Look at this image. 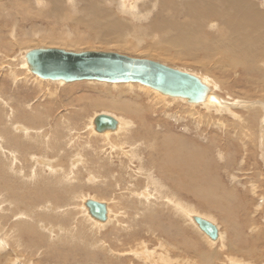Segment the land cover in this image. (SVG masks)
Returning <instances> with one entry per match:
<instances>
[{
  "label": "bare ground",
  "instance_id": "6f19581e",
  "mask_svg": "<svg viewBox=\"0 0 264 264\" xmlns=\"http://www.w3.org/2000/svg\"><path fill=\"white\" fill-rule=\"evenodd\" d=\"M18 1L26 4L25 1L28 5L31 2V0ZM18 1L14 0V3ZM93 1H88L89 4H84L85 6L80 8L92 16L99 13L104 14L106 10H100V6H97L99 2L95 5L96 1ZM34 2L39 12L42 11V8L46 9L44 6H48L46 15L56 14L58 17L63 10L64 2L70 5L71 10L69 9V11H72L78 1L35 0ZM116 2L118 3L117 8L128 14L131 19L129 21L136 20L139 22L138 24L141 20L149 21L148 15H150L151 9L157 6L151 23L149 22L144 26L143 23L142 25H135V29L137 27L140 33L135 31L138 37L129 49L143 50V52L154 50L156 52L160 48L161 51H157L160 58L166 61L170 57L173 60H178L179 67H171L172 61H170L171 64L165 65L166 62H164L165 64L162 65L198 78L201 84L207 87V91L203 101L189 103L185 99L163 95L139 83H103L97 81L90 83L99 86L110 84L113 88H119L122 85H127V88L128 86L132 88L137 86L139 91L141 90L147 96L150 92L158 93L157 102H175L177 107L178 103H182L183 106L185 105L184 109L186 107L192 110L197 109L196 114H193L195 111H192L193 113L186 114V118H184L185 114L182 115L184 116L183 119L188 117L193 119L194 126H192L194 128L191 130L196 131L194 132L196 136H193L196 139L187 137L192 140H186L179 138L176 133L174 136L172 131H170L172 134L167 133L169 128H166V124L159 120L152 124L142 121L141 119L146 116V111L135 103L138 94L126 98V94L122 90L119 92L122 94H118L117 98L110 94L111 91L101 92V94L105 93L102 94V97L106 98L102 105L107 110L90 117L87 125L82 124L84 126L83 131L79 130L77 119L72 118V121L66 119L68 117L65 115L53 116L52 108H45V110L48 108L46 115H36L33 107L36 101L30 103L24 98L18 99L13 91L8 92L7 95L6 88L9 81H11L14 90L22 85L29 90L40 93V96H49V98L50 96L53 97L56 92L52 93L50 90L44 92L40 84H46L49 81L70 86L77 81L70 83L50 81L40 79L32 74L25 60V54L33 49L27 48L24 52H15L19 54V57H16L15 53L9 56L3 54V51L10 54L8 48L18 45V35L15 28L19 24L10 15L12 23L3 21L9 35V39L6 41L9 45L6 46L8 48H2L3 40L0 41V49H3L0 50V76L7 75V77H2L3 79L0 81V264L3 263L2 254L7 251H14L15 248H24L25 251L30 250V253L34 250L35 253H29L34 256V259L39 260L46 257L52 259L49 260L50 264H82L88 261L89 264H96L98 255L102 256L105 264H110L108 253L118 251V248L112 250L109 248L110 244L106 245L103 242L105 234L101 237L102 239L100 238L103 230L108 231L106 236L111 244L118 243L116 246H120V253L122 252L120 250H124L122 252L124 259L131 255L138 261V259L142 260L143 252L147 251L146 245L141 241L139 235L142 232L149 236L156 235L157 228L160 234L156 236L162 237L164 235L165 242L172 240L174 244L171 248L175 250L174 246L177 245L182 255L179 260L173 261L172 259L176 255L168 254L163 261L164 264H191L187 255H196L200 252V257H204V260L210 264H215L214 262L221 258L219 257L221 256L218 253L219 250L225 251L227 254V257H223L226 260L222 264H253L254 233H256L255 238H260L264 242V220L262 219L263 226L257 227V218L253 215L249 216L250 210H247L248 213L244 210L252 202H248L250 198L248 196L246 199L244 193L248 192L255 195L257 188L254 183L248 180L242 184L241 181L243 180L238 179L237 172L242 170L248 173L252 168L256 170L263 168L264 170V103H261V106L257 104V106L255 103H244L243 99L242 102L236 101V99L234 101L228 96L227 91H224L228 86H219L212 74H195L183 60L195 61V57L199 55H202L203 59L214 58V63L218 67L230 65L229 67L250 77H257V79L259 77L264 86V12L259 10L254 0H116ZM4 5L7 8L9 4ZM15 5L19 6L20 4L16 3ZM22 6L24 5L15 9L14 16L24 14L23 9L29 13L27 12L28 7ZM8 9L13 10L11 6H8ZM32 11L35 12L36 9ZM35 13L37 14L38 11ZM41 14L38 13V17ZM25 16L23 15L20 19H25ZM98 17L96 16V18ZM118 24L120 22L116 23L115 21L109 22L107 25L103 24L101 27L99 25L93 26L113 34L117 32ZM0 32H2L1 29ZM99 33L100 31L97 35ZM71 40L68 41L69 44L63 43V41L62 43L66 44L67 47H73L75 44H71L73 42ZM58 46L55 47L61 48ZM153 46L158 47L155 50L152 48ZM134 59L147 60L144 58ZM202 68L206 70L205 66ZM235 73L238 75L237 72H232L233 75H236ZM28 77L33 78L34 87L28 85L31 82ZM251 82H254V79ZM232 85L234 86V84ZM223 93L227 98H223ZM231 99L233 102L230 101ZM147 104L146 107L150 109L154 102ZM43 105H47L45 98L44 104L41 106ZM89 105L92 104L89 103ZM238 108L246 111V113L244 112L245 115L240 113L241 110H236ZM256 109L261 112L258 114L259 120L257 121L259 124L255 122L259 126L257 129L253 122L255 114L258 113ZM112 110L124 113V115L118 116ZM101 114L112 117L116 122V127L111 130L97 131L93 120ZM179 116L181 115H178L177 118ZM41 117H47L52 122L50 123L52 130L47 136H40V128L36 127L41 122ZM74 120L76 121L74 122ZM50 126L48 125L49 128ZM165 129L166 131H163ZM254 131H256L255 137ZM84 134H87L88 138L90 135L92 136V149L90 144L88 146L81 145L80 140ZM182 134L184 135L186 132ZM184 136L186 137V135ZM96 138L101 139L102 142L96 143ZM254 138H256V146L254 145ZM201 139L205 142L199 143ZM79 146L83 147L81 152L77 151ZM254 148L257 150L255 153L257 158L255 159L261 162V164L259 163L261 166L254 164V162H251L252 165L250 166V162L248 163L255 157ZM82 151H89L88 154L92 151V159L95 160L89 162L90 166L84 157H81L83 156L81 155ZM37 152L42 154L38 155ZM48 154L61 158L57 163V159ZM25 156L29 164L28 169L21 163L24 160L21 158ZM62 158L67 161L66 164L64 163L65 165H62ZM86 169L89 170V174L84 183L88 189L90 188L88 186H92V193L97 192L95 195H90V190L87 191L89 194L84 192L83 195L82 188L78 186L80 183V180L78 181L80 179L78 178L80 176L79 171H87ZM221 170L224 171L222 174L231 184L229 188L221 179ZM256 170H254L256 176H261L260 173L263 171L257 173L259 171ZM102 171L106 173L102 175ZM207 173L210 175L209 177ZM262 180L258 181L261 182ZM237 187L244 191L243 196L239 197L238 195V204L241 202L243 210L238 211L241 220L240 223H234L236 228L233 225L230 226L234 229L235 234L233 235H230L228 228L225 229L227 231L221 232L220 224L218 225L211 215L197 211L191 202L184 201L186 199L196 200L197 205L201 203L208 205V207L218 208L221 206L228 213L225 210L228 208L227 204L225 203L227 208L220 204L222 202L230 203L231 200H234L229 193L236 192L235 189L239 190ZM107 194L111 197L107 196L109 200H105V197L101 198ZM87 200L105 205L106 219L103 222L97 221L89 215L85 206ZM262 200L264 201V197ZM229 206L231 205L229 204ZM235 206L233 207L238 210L239 206ZM259 210H261L260 206H255L254 211L251 210V212L256 214ZM219 211L221 212V210ZM227 213L225 215L228 216V219L234 216H229ZM164 217L165 219H163ZM173 217L181 219L182 223L191 225L192 229L205 239L206 248L199 243L190 241L184 235L185 229L172 221L171 218ZM194 217L203 219L216 227L217 237L215 240L209 239L199 229L198 224L193 220ZM160 219L166 220V226L159 227L156 225ZM111 247L113 248V245ZM116 253L113 254L117 258L120 257ZM6 255L4 254V256ZM16 257L10 261V264H25ZM182 257L184 259H181ZM127 259L129 258L127 257ZM117 260L119 261V259ZM216 264L218 263L216 262Z\"/></svg>",
  "mask_w": 264,
  "mask_h": 264
},
{
  "label": "rangeland",
  "instance_id": "374dc122",
  "mask_svg": "<svg viewBox=\"0 0 264 264\" xmlns=\"http://www.w3.org/2000/svg\"><path fill=\"white\" fill-rule=\"evenodd\" d=\"M8 1L0 0V7H1L0 8V29L2 31V32H0V41L3 40L2 48L3 47L5 48L6 46H9L7 44V42H6L7 39H9V35H8V32L6 30V26L4 25L3 21H7L9 24L12 23V20H10V15H12V17L14 19H16V22L19 24L15 28V30L17 32V35H18V37H17L18 45L17 46H13L11 48L6 47V48H8V50H10V52H11L10 54L8 52H6V51H3V54H6L8 56L11 55L12 53H15V52H17V53H19L21 51L24 52V51L27 50V48L28 49H37V48L50 49V48H54V49H62V50H66V51H72V52H76V53L87 52V51H101V52H113V53H119V54H126V55H128L130 57L144 58V59H147V60H150V61H154V62H158V63L160 62L161 64H165L164 62H166L165 65L171 64L170 61H172L173 65L171 67H179V64H177L178 60H173L170 57L169 60L166 61V60L160 58V55L157 53V51L158 52L161 51L160 48H158L156 52H154V50H148L146 52H143V50L134 51L133 49H129V48H131L130 46H132L131 44L134 43V40L136 39V37H138L137 34L135 33V31L137 30V32L140 33V31H139V29H137V27L135 29V25H137L139 22L136 21V20H133V22L132 21L130 22L129 20H131V19L129 18L128 14H126L124 12H121L119 10V8H117L118 7L117 6L118 3L116 2V0H115V2H114V0H111V1H109V0L108 1L107 0H94L93 2L96 1L95 5H97L98 2H99V4L97 6L98 7L100 6L99 7L100 10H102V11L106 10L104 12V14L103 13H99L98 15H96L97 17L99 16L98 18H96L95 15L92 16V14L90 15V14L86 13L85 11L82 10V8H80V7H83V6L87 5V4H89L88 1L92 2V0H81L80 2H79V0H77L78 2H76V7H75L74 10L72 8V11H69L70 5L68 3H67L68 5H67L66 2H64V7H63V10H62L63 12L61 11V13L58 15V17H56L57 16L56 14L55 15H53V14H51V15L47 14L46 15V12L48 10V6H44L46 9L42 8V11L39 12V10L35 6V2H34L35 0H33V2L31 0V2H29L30 5H28V3L25 2V1H24V3H26V4H23L22 2L17 0L18 2H16V3H19L20 7H21V5H24V6L26 5L25 7H28L29 10H27V12H29V13H26V10L23 9L22 12H24V14L22 13L21 16L18 14V15H15L16 16L15 17L14 16L15 9L17 7L18 8H20V7L16 6V5L14 6V4H16V3H14V0L13 1L11 0V2H13L14 4L11 3L10 0H8ZM82 1L83 2L85 1V3H82ZM109 2H110V4H109ZM254 3L259 7L260 11L264 12V0H254ZM4 4H6V5L9 4V5H7V8H6ZM8 6L9 7L11 6V8H13V10L8 9ZM24 6H22V7H24ZM35 9H36L35 12L38 11L39 14L42 13L40 15V17H38L39 16L38 13L36 14L34 11H32V10H35ZM43 10H45V11H43ZM75 10H76V12H75ZM154 10L155 11L157 10V6H155V8L151 9L150 15H148V19L150 18V20L147 21V22H145L144 20H141V22H140L141 25H142V23H143V26L145 24H149V22L152 20L153 16L155 15L153 13H156ZM82 12H83V14H82ZM32 13H34V14L32 15ZM84 13L87 14V18H86V14H84ZM25 14H26V16H25ZM64 14H66V15H64ZM23 15L25 16V19L24 18L20 19ZM36 15H37V17H36ZM74 15H76V16H74ZM88 15H89V17H88ZM104 15H105V18H104ZM106 15H108V16H106ZM49 16H50V18H49ZM64 16L65 17L67 16V17L65 18ZM70 16H72V17H70ZM77 16L79 17L78 19H77ZM45 17H47V18H45ZM100 17H102V18H100ZM54 21L55 22L57 21L59 24L56 22L58 24L57 25ZM108 21L110 23L115 22V21H116V23L120 22V24H118L119 30L117 28V30H116L117 32L116 33H113V34L111 33L110 34L108 32L102 31L99 28V27L103 26V24L107 25L109 23ZM40 23H41V25L39 26ZM83 23L85 24V26H83L84 25ZM73 24H74L75 28H74ZM140 24H138V25H140ZM53 25H55V26H53ZM93 25H99V27L95 28V26H93ZM35 26H36V28H35ZM125 26H126V28H125ZM32 28H34V29H32ZM99 31H100V33H99V35H97ZM123 33H125V35H123ZM65 37L68 38V39H66ZM57 38H59V39H57ZM71 39L73 40V42L71 44H75V46L67 47L66 44H63V43L69 44L68 41H70ZM59 41H61V42H59ZM62 41H63V43H62ZM53 44H57V45H53ZM144 45H145V43H144ZM55 46H58V47H61V48H57ZM157 47L158 46H153L152 48H154L156 50ZM2 48L0 50H3ZM17 53H15V56L19 57L18 56L19 54H17ZM195 58H196L195 61H192L190 59H185L183 61H186L185 63L188 64L187 66L191 67L192 70L195 72V74L204 73L206 75H211V74L214 75L215 77H213V78L219 83V86H222V87L228 86V87L225 88L226 90H224V91H227L226 93H228V96L230 98H232L234 101L236 99V101H239V102L244 101V103L246 102L247 104H254L255 103L256 105L258 104L260 106H261V103H264V86L262 85V80L259 77H258V79H257V77H250L249 75H246V74L242 73L241 71H239L237 69H233V68L229 67L230 65H223L220 68L217 65H215L214 58L203 59L204 57L202 55L196 56ZM192 64H194V65H192ZM201 64H202V66H205L206 70H203ZM186 72H189V71H186ZM232 72H237L238 75L236 73H235L236 75H233ZM2 77H7V75L5 74ZM2 77L0 76V81L3 79ZM28 78H30L29 81L31 80V82L28 85H30L31 87H34L33 86L34 85L33 78H31V77H28ZM253 79H254V82H251V81H253ZM90 82L91 81H87V82L86 81H77L76 83L75 82L72 83L73 85H70V86L69 85L67 86V84L66 85L65 84L62 85L61 83L49 82V81L46 82V84H40V85H42V88H43L44 92L45 91L49 92V90L52 93L56 92L55 95H53V97L50 96V98H49V96H40V93H38L36 91H33V90H29V89H27L26 87H24L22 85L19 86L17 90H14V87L11 85V81L8 82L9 84H8V86L6 88V92H7V95H8V92H12L13 91V93L18 96V97L17 96H15V97H17L18 99L24 98L25 100L29 101L30 103L36 101L35 105H33L34 110L36 112V115H39V116H41L42 114L46 115L48 113L47 109L48 108H52L53 116H57V115L58 116L59 115H63L64 116L65 115V116L68 117V118H66L68 120H72V118L77 119V121L79 122V130L83 131L84 126L82 124L87 125L88 124L87 121H88V119L90 117H92V116H94V114H97V113H100V112H106V110H107V109H105L106 107L104 105H102V103L105 102V99H106V98L104 99L102 97V94H105V93L101 94V92L102 91L103 92L111 91L110 94L117 98L118 94H122V93H119L122 90L123 93L126 94V98H128L130 95L132 96L133 94H136V95L138 94V96H137L138 98L135 99V101H136L135 103H137L140 107H142L146 111V116H145V118L141 119L142 121H147L150 124H152V123H155L156 120H159L163 124H166L165 125L166 128H169L168 129L169 131L167 133H171L172 134V132H173L174 136H176V134H177L179 136V138L181 137L182 139H186V140H192V139L195 140L196 139V138H194L196 136L194 134V132H196V131L191 130L192 128H194L193 127L194 126V124H193L194 122H192L193 119L189 118V117H188L189 119L188 118L187 119H183L182 117L185 116L184 118H186L187 117L186 114L193 113L194 111L195 112L193 114H196L197 109L196 110H194V109L192 110V109H189L188 107H186L184 109L185 105L183 106L182 103H180V104L176 103L178 105V107H177L175 105V102L174 103L165 102L166 104L164 102H161V101L157 102L156 98L159 95L158 93L155 94V93L150 92L149 95L147 96V95L143 94L141 90L139 91V88L137 86L136 87L133 86V88L128 86V88H127L126 87L127 85H122V87L119 86V88H113L112 85H110V84H107L108 86H99V85H96L95 83H90ZM222 82H225V83H222ZM237 83H238V85H237ZM93 84H95V85H93ZM232 84H234V86ZM109 85H110V87H109ZM130 88H131V90H130ZM113 91H114V93H113ZM34 92H36V93H34ZM107 93L109 94V92H107ZM223 95H224V93H223ZM241 95H243V96H241ZM160 96H163V95H160ZM154 97H155V99H154ZM225 97L226 96L224 95L223 98L225 99ZM44 98L46 99V104L47 105L41 106V104H44ZM232 99L230 101H232ZM237 99H239V100H237ZM39 100H40V102H39ZM148 100L151 103L154 102V104L152 105L153 107L151 106L152 108H150V109L148 107H146L148 105L147 103H149ZM89 103L92 104V105H89ZM46 107H48V108L45 110ZM149 110H150V112H149ZM190 110H191V112H190ZM236 110H241L240 113L243 114V115H245V113H246V111H243V109H239L238 108ZM256 110L258 111V113H256L257 117H255L256 116V114H255L253 122L255 124L254 127H256V129H257V127H259V126H257L259 124V121H257V120H259V115L258 114H260L261 112H259L260 111L259 109H256ZM152 111H153V113H152ZM165 111H166V113L168 115L165 113ZM187 111H188V113H185ZM67 113H69V114L67 115ZM113 113L114 114L116 113L118 116H123L124 115V113H119L117 111L116 112L113 111ZM183 114H185V115L182 116ZM178 115H181V116L178 117L179 120L177 118ZM164 116H165V118H164ZM173 116H176V117H173ZM40 121L41 122L39 123V125L36 126L37 128H40V131H41L40 136L41 135L42 136H47L48 133L52 130L51 126H50V123H52V122L50 121V119H47V117H41ZM75 121L76 120H74V122ZM181 121H183V122H181ZM203 121H205V120H203ZM228 121L231 122V120H229V119H228ZM255 122L258 123V124H256ZM184 124H186L187 126L184 125ZM48 125L50 126V128L48 127ZM173 125H175V126H173ZM180 125L183 126V127H181ZM37 128H34V129H37ZM188 128H189V131H188ZM177 130H179L180 132L179 131L177 132ZM163 131H166V129L163 130ZM170 131H172V132H170ZM185 132H186V134H184V135H186V137L182 134V133H185ZM187 133L190 134V135L187 136L188 135ZM255 135H256V131H254V137H255ZM187 137H191L192 139L191 138H187ZM256 138L253 139L255 146H256V143H255L256 142ZM80 141H81V145L82 146L83 145L88 146V144H90L91 145V149H92V136L91 135H90V138H88L87 134H84V136H82ZM202 141L205 142V140L201 139V142H199V143H202ZM101 142H102L101 139L96 138V143H101ZM238 145H240V144H238ZM82 148L83 147L79 146L77 151L81 152ZM37 153H38V155L42 154L41 152H37ZM88 153H89V151H87V152H83L82 151V153H81V155H83L81 157H84V159H85V161L87 163H89L90 161H94L95 160V159H92V151L90 152V154H88ZM255 153H257V150L254 148V156L255 157L248 161V163L250 162V164H249L250 166L252 165L251 162L252 163L254 162V164H259V163L261 164V162H259L258 159H255V158H257V154H255ZM48 155L50 157H54L53 155H50V154H48ZM66 155L68 156V154H66ZM54 158L57 159L56 161L58 163V160L61 157H56L55 156ZM21 159H24V160L21 161V163L24 165V167L26 169H28L29 164L27 162L26 156L21 158ZM62 162H63L62 163V165H63L64 163L66 164L67 161H66L65 158H62ZM89 166H90V163H89ZM254 170H256V169L252 168V170H250V172H248V173L247 172H243L241 170V171L237 172L238 173L237 177H238L239 180H243V181H241L242 184L246 183L245 180H248V181L254 183L255 187L257 188L256 194L254 195L253 193L251 194V193H248V192L244 193V191L241 190L240 187H237V189L239 188V190L235 189L236 192L229 193V194H231L232 198H234V200H231L230 203L229 202L227 203V202L220 201V202H222L220 205L223 204L222 206H224V207L227 204L228 208L226 206L227 209H225V210H227L228 213L226 211H224V208H221V206H219L218 208L217 207H211V206L208 207V205L201 204L200 202H199L200 204H198L199 205L198 206L196 200L190 201L189 199H186L184 201L185 202H191V204L195 206L197 211H199L201 213H204V214L208 213L209 215H211L216 220L217 224L218 225L220 224L221 232L227 231L225 229L228 228V231H229L230 235H233V234H235V232H234L233 227H230V226L233 225V226H235L234 228H236V224H234V223H237V222L240 223V220H241L240 212L243 210V205L241 204V202H239V204H238V200H239L238 195L240 197L241 195L243 196L245 194L246 199L248 198V196L250 198V199H248V202L250 203L252 201L253 203L251 202L250 204H248L247 205V209H244V210L245 211H247V210L249 211L250 210V212H249L250 215L249 216L251 217L253 215V217L257 218V221H258L257 222L258 224L256 223L257 227L258 226H263L264 201L262 199L264 197V185H263L264 182H262V181H264V175H263L264 170H263V168L256 170V171H259L257 173H260L261 171H263L262 173H260V174L263 175V176L261 175L263 178L261 176H256ZM222 172H224V171L221 170L220 173L222 174ZM79 173H80V176H78V178H80V179H78V181L80 180L79 181L80 183H78L79 184L78 186H79V188H82L83 195H84V192L87 193V194L90 193V195H95V193H97V192H94V194L92 193V186H88V187L91 188V189L90 188L88 189L87 185L84 183L85 179L87 178V175L89 174V170H87V171L80 170ZM103 173L105 174L106 172L102 171V175H103ZM243 173L244 174L246 173V174L243 176L242 175ZM207 176L209 177L210 175L207 173ZM257 177H258V179H257ZM221 179L223 180L224 183H226L228 185V188L231 186V184H229V182L226 179V176L224 174H222V178ZM258 180L259 181L262 180V181L259 182ZM138 188H136L137 191H138ZM88 190H90L89 193L87 192ZM241 191H243V192H241ZM233 193L235 194L236 198L234 197ZM107 196L110 197V195L107 194L106 196L103 195L101 198L105 197L104 198L105 200H109V199H107ZM245 196H244V198H245ZM255 198H256V200H255ZM233 202H235L236 204L235 203L233 204ZM229 204L231 206H229ZM203 205H205V206H203ZM232 205L233 206H235V205L239 206L238 207L239 209L237 210V208H235L236 206L233 207ZM255 206H258V207L260 206V208H261V210H259L258 213H256V214H254V212H251V210L254 211ZM212 208L215 209V210H213ZM229 208H230V210H228ZM219 210H221V212ZM239 210H240V212H238ZM223 211L225 213H227L229 216H233L234 215L233 216L234 218L230 217L228 219V216L225 215V213L224 214L222 213ZM248 211H247V213H248ZM218 213L219 214L221 213V214L219 215ZM234 213H237V214H234ZM163 219H165V217ZM163 219H160V221H158V222L155 221V222H157L156 225H158L159 227L166 226L165 224H167V222H165L166 220H163ZM171 219H172V221H175V223L178 226H182L185 229L186 233L184 235L186 237H188V239L190 241L192 240V242L196 243V244L199 243V245H202L203 247L206 248V243L204 242L205 239L198 232H196L194 229H192L191 225H187L185 223H182L181 219H179V218H174L173 217ZM155 228H157V227H155ZM156 230H157L156 231V235L160 234V233H158L159 229L157 228ZM107 232L108 231L105 232L103 230V232H102L103 234L101 233L102 235L100 236V238L105 234L103 236V240H104L103 242L106 243V245L110 244L109 248H111L112 250L113 249L116 250L118 248V251H113V253L117 252L116 254L120 255V257L117 255L118 256V258H117L115 254L107 252L109 254V257H110V261H109L110 264L111 263L112 264H132V263L133 264H164L163 261L166 259V256H168V254L173 255V256L176 255L172 259L173 261L179 260V258L182 256L180 254V248H178L177 245H175L174 247L176 249L175 250L172 249L171 247L174 244V242L172 240L170 242H168V241L165 242V239H164L165 236L163 234H162L163 236L161 235L163 237L162 238V237H159V236H156V235L149 236L148 234L142 232L139 235V237H141V241L143 243H145V245H146L145 247H146V250H147V251L143 252L142 260L138 259V261H137V258H135V257H133L131 255L127 256L129 259H127V257H125V259H124V257H123L124 254H122V252H124V250H120V251H122L120 253L119 252L120 246H116V245H118V243L111 244V241L108 240V237L106 236ZM255 234L256 233H254V263L253 264H264V242H262L260 238H258V239L255 238V236H256ZM109 239H111V238H109ZM168 239H170V238H168ZM112 245H113V248L111 247ZM114 246H116V247H114ZM15 249H17L19 251L15 250ZM15 249H14V251H7V252L2 254V257H1V259L3 261L2 264H10V261L12 259H14L15 256H17L18 259L20 261H22L23 263H25V264H32L33 261L36 260V259H34L33 255H30V254L35 253L34 250H32V253H30V250L29 251H25L24 248H15ZM20 249H21V251H20ZM200 251H202V250H200ZM86 252H88V251H86ZM9 253H11V254L8 255ZM200 253L196 254V255H192V254L191 255L190 254L187 255V258H189L191 260V264H210V263H208L207 261L204 260V257H200ZM218 253L221 254V256H219L221 258H219V260L217 259L216 262L218 264H222V262L224 263L225 260H226V258H223V257H227V254H225V251L221 252L220 250L218 251ZM4 254L5 255L7 254V255L4 256ZM98 257H99V258H97L98 263L101 264V262H102V264H105L102 256L98 255ZM100 257H101V259H100ZM120 258H122V260H120ZM117 259H119L120 262ZM132 259L134 260V262H133ZM181 259H184V258L182 257ZM49 260H52V259H47L45 257L43 259H39V260H36L34 262H36L35 264H50ZM113 260H114V262H113ZM127 260L128 261L130 260V261L128 262ZM97 261H96V264H98ZM117 261H118V263H117ZM216 262H214V263L216 264ZM82 264H89V261L85 262V263H82Z\"/></svg>",
  "mask_w": 264,
  "mask_h": 264
},
{
  "label": "water",
  "instance_id": "95a60500",
  "mask_svg": "<svg viewBox=\"0 0 264 264\" xmlns=\"http://www.w3.org/2000/svg\"><path fill=\"white\" fill-rule=\"evenodd\" d=\"M32 74L40 79L62 81H97L103 83H139L169 97L185 99L189 103L204 100L207 87L198 78L150 60H139L113 52H72L62 49L37 48L25 54ZM97 131L114 129L115 120L101 114L93 120ZM89 215L100 222L106 219L103 203L87 200ZM194 222L209 239L215 240L217 230L211 223L194 217Z\"/></svg>",
  "mask_w": 264,
  "mask_h": 264
}]
</instances>
